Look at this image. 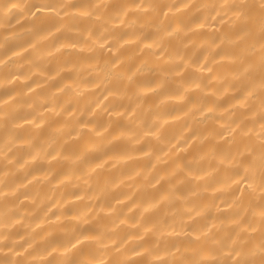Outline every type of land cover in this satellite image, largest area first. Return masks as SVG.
Returning <instances> with one entry per match:
<instances>
[{"label": "clouds", "instance_id": "9594fccd", "mask_svg": "<svg viewBox=\"0 0 264 264\" xmlns=\"http://www.w3.org/2000/svg\"><path fill=\"white\" fill-rule=\"evenodd\" d=\"M0 264H264V0H0Z\"/></svg>", "mask_w": 264, "mask_h": 264}]
</instances>
